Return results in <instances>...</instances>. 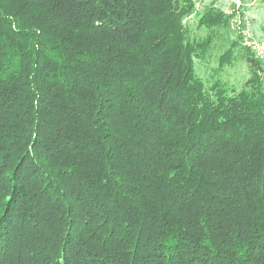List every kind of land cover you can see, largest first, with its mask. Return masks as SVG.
I'll return each mask as SVG.
<instances>
[{"label":"trees","instance_id":"16d2710c","mask_svg":"<svg viewBox=\"0 0 264 264\" xmlns=\"http://www.w3.org/2000/svg\"><path fill=\"white\" fill-rule=\"evenodd\" d=\"M193 7L0 0V264H264V61Z\"/></svg>","mask_w":264,"mask_h":264},{"label":"rangeland","instance_id":"374dc122","mask_svg":"<svg viewBox=\"0 0 264 264\" xmlns=\"http://www.w3.org/2000/svg\"><path fill=\"white\" fill-rule=\"evenodd\" d=\"M212 2L214 0H208ZM220 7H225L229 0H216ZM250 14L253 19L251 34L257 42H264V7L260 2L250 7ZM199 19V18H198ZM191 38L204 41L208 37L211 40L210 49L204 61L197 63L199 72L209 75L213 74L218 79H222L236 86H241L249 77L250 72L246 60L242 53L235 50L232 66L220 68L219 58L230 48L232 41L237 40V31L230 25L226 30L215 31L217 35L211 34V30L199 27V20L190 22L188 25ZM210 35V36H209ZM215 35V37H212Z\"/></svg>","mask_w":264,"mask_h":264},{"label":"built area","instance_id":"2783aa9c","mask_svg":"<svg viewBox=\"0 0 264 264\" xmlns=\"http://www.w3.org/2000/svg\"><path fill=\"white\" fill-rule=\"evenodd\" d=\"M208 2V0H194V10L186 18L185 23L194 22L199 14L204 11ZM257 2H260L264 7V0H229V3L222 8L229 17L231 26L237 31L242 45L249 49L256 59L264 61V42H257L251 34L253 19L250 14V7ZM212 5L214 8L219 6L215 3Z\"/></svg>","mask_w":264,"mask_h":264},{"label":"crops","instance_id":"0c3cea01","mask_svg":"<svg viewBox=\"0 0 264 264\" xmlns=\"http://www.w3.org/2000/svg\"><path fill=\"white\" fill-rule=\"evenodd\" d=\"M212 2L215 3V4H217V3H216V0H214V1H212ZM212 2H211V3H212ZM217 5H218V4H217Z\"/></svg>","mask_w":264,"mask_h":264}]
</instances>
